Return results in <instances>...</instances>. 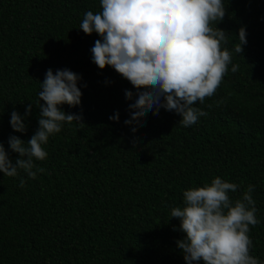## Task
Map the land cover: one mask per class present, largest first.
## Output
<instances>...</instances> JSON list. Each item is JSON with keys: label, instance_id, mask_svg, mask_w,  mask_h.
<instances>
[{"label": "trees", "instance_id": "16d2710c", "mask_svg": "<svg viewBox=\"0 0 264 264\" xmlns=\"http://www.w3.org/2000/svg\"><path fill=\"white\" fill-rule=\"evenodd\" d=\"M223 3L215 27L226 32L222 47L239 68L229 65L215 94L194 105L207 115L183 127L163 108L124 123L137 89L92 62L100 37L79 29L85 12L102 11L100 0H0V142L13 164L19 154L8 139L26 143L38 128L46 71L76 73L82 93L79 105L60 106L80 121L50 136L47 158L34 161L45 172L0 173V264H185L176 245L184 233L170 210L183 206L184 190L215 177L239 185L233 201L255 186L250 254L264 261V0ZM242 27L247 43L236 54ZM13 111L25 132L11 128ZM115 113L118 121L110 120Z\"/></svg>", "mask_w": 264, "mask_h": 264}, {"label": "clouds", "instance_id": "9594fccd", "mask_svg": "<svg viewBox=\"0 0 264 264\" xmlns=\"http://www.w3.org/2000/svg\"><path fill=\"white\" fill-rule=\"evenodd\" d=\"M100 6L102 11L96 14L84 13L79 29L100 37L90 49L92 62L101 70L112 67L137 89L135 102L129 105L131 118L124 123H140L148 112L158 115L161 108L178 114L183 127L206 116L194 105L215 94L229 65L233 73L239 68L232 62V52L222 47L228 43L226 32L215 27L225 16L223 0H100ZM238 39L236 54L247 43L243 27ZM80 79L68 69L55 74L52 69L46 71L38 94L44 102L39 104L38 128L26 143L17 136L9 137L10 150L19 154L14 164L0 142V173L17 177L23 170L29 179H35L37 173L45 172L34 161L47 158L43 146L49 137L59 133L65 123L81 119L60 107L80 104ZM133 95L125 90L126 99L132 100ZM31 107L29 104L25 116ZM109 119L118 121L119 114ZM9 123L15 132L26 130L16 111ZM24 186L25 179L20 178L19 187ZM238 187L215 177L201 187L184 190L183 206L171 208L170 217L179 220L178 230L184 233L176 245L185 264H264L250 254V226L259 223L252 195L255 186L247 185L241 198L233 201L229 193Z\"/></svg>", "mask_w": 264, "mask_h": 264}]
</instances>
